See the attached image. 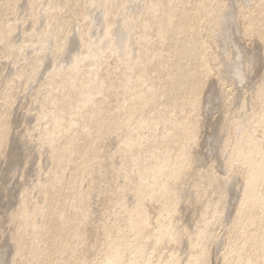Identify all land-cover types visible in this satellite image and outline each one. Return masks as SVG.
Here are the masks:
<instances>
[{"label":"bare ground","instance_id":"obj_1","mask_svg":"<svg viewBox=\"0 0 264 264\" xmlns=\"http://www.w3.org/2000/svg\"><path fill=\"white\" fill-rule=\"evenodd\" d=\"M237 1L0 0V62L38 86L36 137L25 134L51 167L17 195L7 242L17 264H211L213 246L217 264H264V74L238 93L226 75L230 32L257 41L264 65V0ZM3 81L0 106L12 109L19 92ZM1 107L0 164L18 136ZM211 108L224 176L202 157ZM193 201L188 230L179 211Z\"/></svg>","mask_w":264,"mask_h":264},{"label":"rangeland","instance_id":"obj_2","mask_svg":"<svg viewBox=\"0 0 264 264\" xmlns=\"http://www.w3.org/2000/svg\"><path fill=\"white\" fill-rule=\"evenodd\" d=\"M240 1V2H239ZM20 2H22V1H20ZM238 3H241L242 2V0H238L237 1ZM243 3V2H242ZM243 5V4H242ZM25 14H24V13ZM19 13H23V15H21V14H19V16L21 15L22 17H19V19H21V20H19V21H21L22 23L21 24H23V23H25V20L27 19V12L25 11V9H23L22 11H19ZM23 19V20H22ZM24 21V22H23ZM30 25L28 24V22L27 23H25L24 24V27H29ZM237 36L236 38H235V36ZM233 36V37H232ZM240 37L236 34V32H234V34H233V32H230V39H229V41L227 40V46L229 45V47L228 48H230V50H231V52H232V54L230 55L231 56V58H235L234 60H235V62H234V60H233V63H235L234 64V69L232 70V73H231V75H229L230 74V72L228 73V74H226L227 76H229L230 78H228V77H226V81H228L229 79L231 80V81H229V83L231 82V84H229L230 86L232 85L233 86V88H231V89H233L236 93H238V92H240L239 90H241V91H248V90H251V88L254 86L255 87V85H258L261 81L260 80H262V77H263V74H264V65H263V61L261 60V51H260V49H259V44L257 43V41H255L254 39H248V40H241L240 41V39H239ZM236 39V40H235ZM19 41H20V39H18ZM238 40V42H236ZM240 42V43H239ZM249 42V43H248ZM237 43H239V44H237ZM233 46V47H232ZM244 46V47H243ZM244 49H245V51H244ZM256 49V50H255ZM259 51V52H258ZM259 54V55H258ZM33 54H30V57L32 56ZM234 56V57H233ZM256 56V57H255ZM26 58V60H23V62L24 61H26V63L27 64H30L31 63V61H32V59L33 58ZM33 57V56H32ZM258 58H260V59H258ZM28 59V60H27ZM30 59V60H29ZM256 60H258V61H260V62H258V61H256ZM4 62V63H3ZM0 63H2V65L0 66V78H1V81H3L4 79L6 80V81H9L8 83H10V85H11V87L12 88H14L13 89V91H15V92H13L12 91V94H14V93H16L17 92V90H18V92L19 93H16V94H18V96H16V94H14L17 98H15V96L14 95H12L13 96V98H14V100H13V103H12V105H11V107H12V109H10L9 107H5V108H3V105H1L0 107L1 108H3L4 109V111L5 110H7V116H9L8 117V119H11V120H9L10 121V124H12L11 126H12V129H13V133H15V134H17L16 136H17V142L16 141H12V144L10 143L9 144V146H8V151H10L11 152V154H9V157H10V159H11V161L8 159V161L9 162H4V161H2L1 162V164H0V166H2V165H4V167H6L5 169L7 170L9 167V169H11V167L13 166L15 169H13V167H12V169H13V171L12 170H10L9 171V169L6 171V170H4V167H0V176H3V175H5V176H3L2 178H4V179H2L1 177H0V179H2V181L0 180V182H3L2 184H3V191H1V189L2 188H0V194H1V192H3L1 195H0V218L2 217V222L0 221V224H1V226H0V229H1V227H2V230L3 231H5V229H7V231L5 232V234H4V232L3 231H1L0 230V237H1V245H0V250L2 249V248H7V250L6 251H3L4 249H2L1 251H0V264H7V263H9V264H17V258H14V254H13V250H12V246H9V240H10V236H13V232H11V229L13 230V227L11 226V222H9V219H11V213H13L15 210H16V208H17V206L16 205H18V201L20 200V198L22 197V193H21V191L20 190H22V188L23 187H27L28 186V189H29V186H31V188L30 189H32L33 187L35 188L36 187V184L34 183L35 181H37L38 179V181L36 182L37 183V185L39 184V183H43V182H45V180H46V177L45 178H43V176L45 175V174H47L48 173V171H46L47 169H48V167H50V166H48L49 165V163L46 161L47 160V157H46V155L45 154H42V155H38L39 156V158H37L38 156H37V153H35V151H34V147H32V144L31 145H29L28 143L30 142V141H28L27 139H28V136H29V138H32L33 137V135L35 134V132L33 131L34 130V124H35V119H34V116H35V114L34 113H36L35 111L36 110H38L37 109V107H35L36 106V104L31 100V97H35L34 95H37V92H38V86H37V84H34V83H31V85H30V83L28 84L27 83V81H28V78L26 77V75H24V73H23V76L21 75V76H18V73L17 72H19L20 71V69H13V68H11V66L10 65H8V63L6 62V61H1ZM6 63V64H5ZM4 64V65H3ZM260 64V65H259ZM5 65H8V66H5ZM10 66V67H9ZM3 67V68H2ZM6 68V69H5ZM10 70H9V69ZM8 69V70H7ZM12 70H15L14 71V73H12L13 71ZM1 71H3V73L1 72ZM10 71H11V73H10ZM5 72V73H4ZM16 73H17V75H16ZM2 74V75H1ZM3 74H4V76H3ZM5 74H7L6 76L7 77H5ZM225 75V76H226ZM2 76V77H1ZM13 76V77H12ZM16 76H17V78H16ZM8 77H9V80H8ZM10 77L12 78V79H10ZM15 78V79H14ZM22 78H24V79H22ZM227 78H228V80H227ZM22 79V80H21ZM5 80L3 81V83H6V84H2V86H4V85H7L8 83L7 82H5ZM15 80V81H14ZM17 80H19L20 82H17ZM25 81V82H24ZM260 81V82H259ZM11 82H13V83H11ZM17 82V83H16ZM232 82H233V84H235V85H233L232 84ZM16 83V84H15ZM258 83V84H257ZM12 84H14V87H13V85ZM19 84H21L20 86H19ZM26 84H28V86L26 85ZM34 84V85H33ZM18 86V87H17ZM36 86V87H35ZM236 87L238 88V90L236 89ZM253 87V88H254ZM17 88V89H16ZM20 90H19V89ZM22 89H25V90H23L22 91ZM29 89V90H28ZM30 89H32V90H30ZM248 89V90H247ZM21 91V92H20ZM24 91H26V93H25V95H24ZM33 91V92H32ZM36 91V92H35ZM234 92V93H235ZM27 93H29V94H27ZM19 94H20V96H19ZM21 94H23V96L21 95ZM30 94H31V97H28V96H30ZM22 97V98H21ZM16 99V100H15ZM19 99V100H18ZM28 100V101H27ZM32 101V103H31V101ZM15 101V102H14ZM16 101H17V103H16ZM22 102V103H21ZM16 103V104H15ZM28 103V104H27ZM21 104V105H20ZM24 105V106H23ZM21 107V108H20ZM35 107V108H34ZM8 109H9V111H11L10 113H8L9 111H8ZM32 109V110H31ZM18 110V111H17ZM12 111H13V113H12ZM215 112V110L212 112V108H211V112H208L207 114L205 113V114H203L202 115V117H203V119H204V122H203V133L205 134L203 137V147H202V157L204 158V160L203 161H205V163H204V165L206 164V162H207V164L205 165V166H209V164L210 165H214L213 166V168H214V170L215 171H217V173L220 175V174H222L221 176H224L225 175V170L222 168V162L220 163V157H219V155L217 154V152H216V148L214 147L215 146V143H214V140L213 139H211V133H212V123L214 122L213 120H212V118H213V116L211 117V115L212 114H215L214 113ZM28 113V114H27ZM13 116H12V115ZM20 114H22V115H20ZM13 118H12V117ZM17 116V117H16ZM210 116V117H209ZM16 117V118H15ZM205 117V118H204ZM31 118H32V120H31ZM211 118V119H210ZM28 121V122H27ZM24 122V123H23ZM23 123V124H22ZM207 123V124H206ZM209 123V124H208ZM26 124H27V126H26ZM23 125V126H22ZM19 126V127H18ZM14 127V128H13ZM21 127V128H20ZM28 128L27 129V131H26V129L25 128ZM209 127V128H208ZM30 128H32V129H30ZM16 129H18V130H16ZM20 129V130H19ZM30 129V130H29ZM23 130V131H22ZM29 130V131H28ZM210 130V131H209ZM17 131V132H16ZM34 132V134H33V132ZM22 132H23V134H25V132L28 134V136L25 134V135H23L22 134ZM32 132V134H30L29 135V133H31ZM210 135V136H209ZM19 137H20V139H22V138H24V139H22V140H20L19 139ZM22 137V138H21ZM27 137V138H26ZM36 137V134L34 135V137L33 138H35ZM19 139V140H18ZM15 140V139H14ZM24 140V141H23ZM22 141H23V143L24 142H26L27 143V141H28V143H27V145L25 146L24 144H22ZM15 142H16V144H15ZM19 143H21V145H22V147H21V145L19 144ZM25 143V144H26ZM14 144V145H13ZM17 144H19V145H17ZM11 145V146H10ZM28 145H29V147H28ZM13 146V148H11ZM15 146H19V147H17V149H16V147ZM25 146V147H24ZM213 146V147H212ZM24 147V148H23ZM207 147V148H206ZM210 147V148H209ZM27 148V149H26ZM31 148V149H30ZM206 148V149H205ZM12 149V150H11ZM15 149H16V151H15ZM19 149V150H18ZM25 149H26V151H25ZM32 150H33V152H32ZM211 152H210V151ZM215 150V151H214ZM28 151H30L29 153L31 154V156L29 157V154H28ZM13 152V153H12ZM19 152V153H18ZM25 152H27V153H25ZM9 153V152H8ZM18 153V154H17ZM107 153V152H106ZM211 153V154H210ZM213 153V154H212ZM215 154V155H214ZM20 157H19V156ZM12 156V157H11ZM207 158H206V157ZM14 157V158H13ZM17 157H18V159H17ZM28 157V158H27ZM215 157V158H214ZM218 157V158H217ZM13 158V159H12ZM27 158V159H26ZM42 158V160H40ZM210 158V159H209ZM217 158V159H216ZM15 159V160H14ZM17 159V160H16ZM28 159H30V160H28ZM33 160V161H32ZM41 161V164H39L40 163V161L39 162H36V161ZM207 160V161H206ZM214 160H216L217 162H216V165H215V161ZM17 161V162H16ZM28 161H30L29 163H27ZM35 161V162H34ZM212 161H214L213 163H212ZM12 163V165H11V163ZM14 162V163H13ZM16 162V163H15ZM27 163V165L28 166H26V163ZM42 162H43V164H42ZM46 163V165H45V163ZM4 163V164H3ZM10 163V164H9ZM34 163V164H33ZM37 163V164H36ZM218 163V164H217ZM5 164H7V165H5ZM9 164V165H8ZM35 165V166H34ZM36 165H38V166H36ZM219 165V166H218ZM9 166V167H8ZM16 166V167H15ZM25 166V167H24ZM34 166V167H33ZM40 166V167H39ZM44 166H46V168L44 167ZM217 166V167H216ZM35 167H37L36 169H35ZM221 169V170H219V168ZM24 168H26V170L24 169ZM41 168V169H40ZM45 168V169H44ZM51 168V167H50ZM33 169H34V171L35 172H33ZM37 169H39V170H37ZM46 171V172H44V170ZM24 170V171H23ZM31 170V171H30ZM42 170V171H41ZM3 171H4V173H3ZM220 171H221V173H220ZM6 172H7V174H6ZM9 172H10V174L13 172L14 174L11 176L10 174H9ZM17 172V173H16ZM32 172V173H31ZM39 172V173H38ZM223 172V173H222ZM3 175H2V174ZM22 173V174H21ZM41 173H42V175H43V173H45L43 176L41 175ZM8 174L11 176H9L8 177ZM21 174V175H20ZM6 175H7V177H6ZM24 175V176H23ZM32 175H34V177H32ZM17 176V177H16ZM46 176V175H45ZM5 177H6V180H5ZM38 178V177H40V178H38V179H36V178ZM8 178H9V180H8ZM42 179H44V180H42ZM5 180V181H4ZM11 180V181H10ZM13 180V181H12ZM24 180V181H23ZM9 181V183H6V182H8ZM27 181V182H26ZM31 181V182H30ZM34 181V182H33ZM39 181H41V182H39ZM4 182L6 183V188L8 189V191L6 190V188L4 187L5 185H4ZM16 182V183H15ZM12 183H13V185H12ZM8 184V185H7ZM23 184V185H22ZM30 184V185H29ZM99 184V185H98ZM98 186L100 187V188H102V183L101 182H98ZM19 185V186H18ZM34 185V186H33ZM9 186V187H8ZM10 186H11V188H10ZM97 186V187H98ZM13 188V189H12ZM21 188V189H20ZM100 188H98L97 189V194H99V195H97V194H95L94 195V197H93V201L96 203L95 204V206H97L96 208H94L93 209V214H96L97 216H99L100 215V211H99V204L101 205V202H102V200H101V195L100 194H103V193H99L98 191L99 190H102V189H100ZM15 191L16 192V194L14 193V192H12V191ZM10 191V192H9ZM225 191H227V190H225ZM7 193V194H6ZM12 193H13V195H12ZM20 193V194H19ZM36 192H34V195H35V197L37 198V193L35 194ZM227 193H228V195H229V192L227 191ZM227 193H225L226 195H225V197H227ZM20 197H18V196ZM13 197V200L15 199V201L13 202L12 201V199H10L11 197ZM99 196V197H98ZM19 199H18V198ZM96 199V200H95ZM97 201H98V203H97ZM230 201V200H229ZM11 202V203H10ZM13 202V203H12ZM190 204V203H189ZM193 204H194V206H193ZM237 205V202H236V200L235 201H233L232 202V207H231V209L229 210H225V212L226 213H224V219L225 220H223V222H222V228L220 229H218V230H220V232H219V235L220 236H225L226 234H227V227L226 226H228L229 225V221L228 220H230L231 221V213H232V211H233V208H234V206H236ZM6 205V206H5ZM10 205V206H9ZM195 205H197L198 207H199V203L198 202H195V201H193L192 203H191V206L190 205H188L186 208H185V205H181L180 206V210L181 211H179L180 213H181V215H179V216H181V217H179V219L180 218H182V216H183V219H180V222H181V224L180 225H182V226H186L187 228H189L188 230H190L192 227H193V225H194V221H192L190 218H191V213H193L195 210H193L191 213H189V211L188 210H192V209H195L194 207H195ZM14 206V207H13ZM196 206V208H198ZM12 207V208H11ZM16 207V208H15ZM184 207V210L182 209V208ZM10 208V209H9ZM102 208V207H101ZM13 209H14V211H13ZM97 209V210H96ZM187 209V210H186ZM199 209V208H198ZM96 210V212H94ZM11 211V212H10ZM229 211V212H228ZM7 212H9V213H7ZM98 213V214H97ZM179 213V214H180ZM229 213V214H228ZM8 214V215H7ZM227 214V215H226ZM10 218H9V217ZM95 216V215H94ZM226 216V217H225ZM6 218V219H4V218ZM228 217H230V219L228 218ZM8 220V222L10 223H8V222H6V221ZM188 220V221H187ZM5 221V222H4ZM94 222H90L89 223V225H87V227H89V226H91V227H89L88 228V230H89V233H93L94 232V229H95V223H96V220L94 219L93 220ZM184 223H183V222ZM192 221V222H191ZM224 221H226V222H224ZM179 222V223H180ZM228 222V223H227ZM3 223V224H2ZM7 223H8V225H9V227L7 226ZM226 223H227V225H226ZM7 226V227H5V225ZM184 224H186V225H184ZM13 225V224H12ZM188 225V226H187ZM225 225V226H224ZM3 226H4V228H3ZM94 226V227H93ZM94 228V229H91V228ZM185 227V228H186ZM225 227V229H223ZM8 228L10 229V230H8ZM184 228V229H185ZM91 231V232H90ZM93 231V232H92ZM10 233V234H9ZM8 234V235H7ZM10 235V236H9ZM93 235V234H92ZM90 236L91 238H93V236ZM4 239H3V238ZM7 237H9V239L7 238ZM2 239H3V241H2ZM7 242H9V243H7ZM5 244V245H4ZM7 245V246H6ZM11 245V244H10ZM4 246H6V247H4ZM10 249H9V248ZM214 247L215 246H213L212 247V249H211V253H210V263L211 264H217L216 263V260H215V258H216V254H217V248L215 247V249H214ZM214 250H215V253H213L214 252ZM3 251V252H2ZM8 251V255L5 253V252H7ZM10 253H12V256H11V254ZM5 254V255H4ZM9 254H10V256H9ZM8 257L9 259H11L12 258V260H10L9 262H8V258H6V257ZM101 256V255H100ZM212 256V257H211ZM215 257V258H214ZM2 258V259H1ZM7 260V263H6V260ZM3 260H5V263H3ZM14 260H16V262L14 261ZM101 260H102V257H101ZM2 262V263H1ZM13 262H15V263H13ZM18 264H19V262H18Z\"/></svg>","mask_w":264,"mask_h":264}]
</instances>
